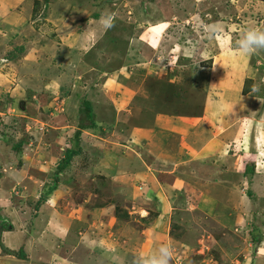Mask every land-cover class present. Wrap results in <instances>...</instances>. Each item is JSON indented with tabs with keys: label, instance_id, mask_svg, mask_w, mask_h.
<instances>
[{
	"label": "rangeland",
	"instance_id": "obj_1",
	"mask_svg": "<svg viewBox=\"0 0 264 264\" xmlns=\"http://www.w3.org/2000/svg\"><path fill=\"white\" fill-rule=\"evenodd\" d=\"M28 5L29 15L20 14L29 18L12 17L13 29H0V264H139L165 243L170 264H264V50L242 55L237 47L248 27L264 29V0ZM88 101L95 125L61 170ZM220 101L236 105L228 109L237 119L221 127L216 155L186 166L182 188L155 187L156 163L142 159L143 177L120 178L125 150L108 146L111 136L151 127L156 110L204 117L207 103ZM207 117L198 130L212 137L220 117ZM93 136L92 145L108 140L95 147L106 157L86 150ZM167 165L166 173L176 168ZM248 168L254 173L246 176ZM158 210L164 216L151 224ZM41 214L58 231L43 229ZM57 220L67 222V239ZM21 234L31 235L28 244Z\"/></svg>",
	"mask_w": 264,
	"mask_h": 264
},
{
	"label": "crops",
	"instance_id": "obj_2",
	"mask_svg": "<svg viewBox=\"0 0 264 264\" xmlns=\"http://www.w3.org/2000/svg\"><path fill=\"white\" fill-rule=\"evenodd\" d=\"M32 0H0V29L4 26L10 27V30H12V23L9 20L12 17L16 16H25L29 15L31 8L28 5L29 2ZM19 7V8H18ZM23 13L20 14V12ZM26 17V16H25ZM29 18V17H26ZM2 21V22H1ZM22 23V22H21ZM29 21H25V25H29ZM5 28V27H4ZM25 28H28L29 30L31 29L30 26H26ZM8 30V29H5ZM2 35V34H0ZM10 42V41H9ZM7 42V43H9ZM11 43V42H10ZM4 45L0 40V51H2ZM225 102V101H224ZM224 102H208L206 108V113L204 117H186L184 116H170L167 114H161L156 110L154 112L155 115V121L154 124L151 125V127L148 126V123L145 125H141L144 123H139L138 125L133 124L132 125V134L128 136V132L126 133V136H111L114 137L112 139L113 141L110 142V145H108V140H105L104 142L115 149L116 151H122L123 149L125 150V154L119 156L120 163L122 165H125L127 167V175L120 176V178H135L136 180L139 179L141 176L143 177L144 171H140L141 168H143V162L147 163L148 162H155L156 167L152 170V176H151V181L152 184L156 187L160 188H166V189H175V188H182V185L186 181V166H189L191 162L193 163H199V164H194L197 165L199 168V165H204L202 164L199 159H204L206 156H214L216 155L215 152H217L218 149H221L223 146V141H221L220 136L223 137V133L226 132L227 128L222 132L221 127H229L230 125H233L235 122V119H237L236 115L233 114L234 112L230 111L231 109L234 108V105L229 102V104H226L224 106ZM236 107V105H235ZM231 108V109H228ZM161 109V108H160ZM224 109H228L227 114H224ZM211 110H214L215 114H208ZM207 115L209 117H220L218 121V124L220 126L217 127L216 132L212 134V137L208 136V132L204 131L203 129L200 131L198 128L200 127L201 123L203 120L208 119ZM218 115V116H217ZM215 123V121H214ZM126 126V125H125ZM200 131V132H198ZM97 139L96 136L91 137L88 141L90 143L87 144L86 150H92L93 153L99 152L100 156H105L108 155L104 151H100V148H95L96 146L102 147L100 145H105V143L101 140L99 141V144H91L93 143V139ZM116 138H119L120 141H118ZM118 141V142H117ZM104 143V144H102ZM106 145V146H107ZM92 148H89V147ZM84 147V146H83ZM85 149V148H84ZM214 152V153H212ZM6 159V156H3ZM191 157V158H189ZM150 159V160H147ZM188 158V162L186 163ZM4 158L2 159L3 161L5 160ZM142 159V163L140 160ZM185 161V162H183ZM146 163V164H147ZM172 163L175 165V169L173 171H169V173H166L167 170H169V167L167 164ZM134 165V170L129 173V169H131L129 166ZM148 165V164H147ZM161 165V166H160ZM162 167L163 172H159L160 167ZM180 167L178 169H181L182 175L174 176L176 175L175 173L178 171L177 167ZM86 169V168H85ZM89 169V167L87 168ZM167 169V170H166ZM202 169V168H200ZM91 170H94L93 168ZM162 171V170H160ZM172 174V175H171ZM184 181V182H183ZM32 184V182H30ZM179 184V185H178ZM181 184V185H180ZM36 185V183H35ZM146 189V183H143V186ZM141 187V188H142ZM140 188V189H141ZM148 189H146L147 194L149 197H153L154 194L156 193L153 188L150 189V192H148ZM137 191V188L135 189ZM158 201L157 195L154 196V199L151 201ZM130 201L133 202L132 199ZM162 202L166 204H170L171 201L170 199L167 200H162ZM157 210V208H156ZM146 211L145 215L141 214L142 218H147L151 213L149 210L142 208L141 212ZM148 212V213H147ZM156 216V217H155ZM155 218H153L151 224L160 221L164 214L163 212H160L158 210V213L156 212ZM43 217V220L41 223H43V229H49L52 232L58 231L56 228L55 223L51 222L50 218H47L46 214H41V216L37 217L38 219H41ZM153 217V216H152ZM38 221V220H37ZM62 222L61 220H57ZM36 222V220H35ZM37 224V222H36ZM66 224V225H65ZM61 226L63 227L62 231L63 233H59L61 237L67 239L70 235V231L68 228L67 222H62ZM41 229V232L43 231ZM47 232V231H46ZM68 232V233H67ZM31 233V232H30ZM26 235V238L25 236ZM23 239L25 240L24 244H28V236H31L30 234H21ZM30 242V240H29Z\"/></svg>",
	"mask_w": 264,
	"mask_h": 264
},
{
	"label": "clouds",
	"instance_id": "obj_3",
	"mask_svg": "<svg viewBox=\"0 0 264 264\" xmlns=\"http://www.w3.org/2000/svg\"><path fill=\"white\" fill-rule=\"evenodd\" d=\"M113 25V17L109 14L104 17V26L111 28ZM221 29L218 26H212L208 29L209 32H219ZM237 47L240 54L248 55L258 50H264V29L257 27H248L242 38L239 40ZM255 91V89H253ZM172 260V245L171 243L162 244L154 252L147 257L141 258L139 264H170Z\"/></svg>",
	"mask_w": 264,
	"mask_h": 264
},
{
	"label": "trees",
	"instance_id": "obj_4",
	"mask_svg": "<svg viewBox=\"0 0 264 264\" xmlns=\"http://www.w3.org/2000/svg\"><path fill=\"white\" fill-rule=\"evenodd\" d=\"M95 125V112L92 107V102H85L81 109V118L79 124V130L76 132L74 139L72 140V147L69 148L66 152L65 158L61 160L60 169L64 170L69 163L74 159V157L82 152L81 146V136L82 131L93 127ZM254 170L248 168L245 172V175H249V173ZM254 173V172H253ZM1 175V174H0Z\"/></svg>",
	"mask_w": 264,
	"mask_h": 264
}]
</instances>
